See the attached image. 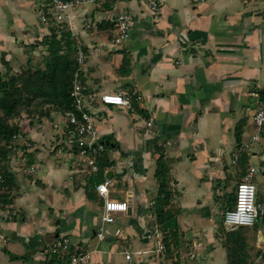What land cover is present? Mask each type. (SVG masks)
Masks as SVG:
<instances>
[{"label":"crops","instance_id":"obj_1","mask_svg":"<svg viewBox=\"0 0 264 264\" xmlns=\"http://www.w3.org/2000/svg\"><path fill=\"white\" fill-rule=\"evenodd\" d=\"M148 1L94 0L69 11L68 30L85 53L80 79L108 164L99 170L97 160L92 173L77 162L62 112L24 115L18 122L32 145L29 157L19 153L10 161L19 190L9 205L14 214L0 221V264H58L49 246L61 235L88 250L87 264H227L218 213L249 165L258 168L252 180L264 202V125L254 121L264 100V0H156L157 13ZM46 3L0 0V72L19 68L28 57L25 45L49 33L36 13ZM108 11L131 16L123 44L113 41ZM42 48L28 52L33 61ZM131 90L139 98L130 107L99 99ZM255 134L259 139L251 140ZM159 152L170 166L169 207L179 227L166 255L159 239L147 235L157 228L151 210ZM104 178L111 180L108 197L126 200L129 211L115 213L98 239L103 199L94 184ZM227 231L237 257L264 264V217Z\"/></svg>","mask_w":264,"mask_h":264},{"label":"trees","instance_id":"obj_2","mask_svg":"<svg viewBox=\"0 0 264 264\" xmlns=\"http://www.w3.org/2000/svg\"><path fill=\"white\" fill-rule=\"evenodd\" d=\"M46 26L49 30L46 36L25 45L28 55L25 63L15 70L9 67L5 72H0V211L9 210V205L19 190L17 175L13 171L10 161L19 153L29 157L28 150L32 145V142H29V146H27L22 142L15 141L17 135L24 137L18 122L19 118L24 115L29 117L48 116L52 110L64 113L74 108L70 91L77 69L78 46L63 23H56L49 19ZM39 47H43L41 50L39 49L42 53L41 62H37L35 59L33 61L28 52L37 50ZM133 99H131V104ZM236 128L238 135L240 124ZM100 155L97 156V160L101 159ZM31 161L32 159H27L26 166ZM107 164L106 159H101L98 163L99 170H102V167ZM169 173L168 161L164 154L159 152L154 171L158 187L152 210L156 217L157 229L160 232L162 252L165 255L169 254L171 247H175L179 239L176 212L169 207L173 197ZM231 200L232 198L226 208L232 206ZM229 232L225 231L227 264H245L243 257L240 258L241 254L237 257L235 249L230 250L229 247L234 248L235 245H228V243L231 244Z\"/></svg>","mask_w":264,"mask_h":264},{"label":"built area","instance_id":"obj_3","mask_svg":"<svg viewBox=\"0 0 264 264\" xmlns=\"http://www.w3.org/2000/svg\"><path fill=\"white\" fill-rule=\"evenodd\" d=\"M34 2L41 0H32ZM94 0H47L44 6H36L37 18L42 23H47L49 19L56 23H63L68 29V15L70 10H74L76 6L85 2H93ZM194 2L201 0H191ZM148 7L153 13H157L159 3L156 0H149ZM110 20L116 24V35L113 41L116 44H123L130 35L131 16L128 12L114 13L108 11L107 14ZM77 69L72 80L70 95L74 101V108L62 113L64 117V126L66 132L70 133L75 139L77 152L75 159L84 166L87 172H96L98 170L97 156L104 152L105 146L103 142L96 140V129L92 114L86 102V97L90 94H85V85L80 79V70L85 62V53L81 47L77 48ZM138 99L139 96L135 90L131 91H110L100 93L99 99L102 103L113 105L131 106L132 98ZM255 124L260 128L264 125V100L257 101L255 113ZM55 128L58 123H54ZM146 126L151 127L152 121L146 122ZM258 135H253L251 140H258ZM15 141H21L29 146V141L22 135H17ZM19 142V143H21ZM247 148V145L244 146ZM238 156L233 155V162H236ZM258 168L254 165H249L246 173L236 185L234 192V203L231 207L226 208L222 212V223L226 229L235 227L252 226L257 219L264 216V202H258L256 199V186L252 180ZM111 184L110 178H104L100 182L94 184V189L97 194L103 199L102 209L100 212V224L96 231V238L102 239L105 236L103 225L114 221V214L117 212H126L129 204L126 200L115 199L108 197V186ZM14 214L10 210L0 211V221ZM147 235L159 239V251H162L160 243V232L157 228L151 230ZM4 235L0 232V239ZM50 253L55 255L58 264H87L89 252L78 244L72 242L67 235H61L53 239L50 246ZM130 252H125V259L130 260ZM250 264H257L255 261Z\"/></svg>","mask_w":264,"mask_h":264},{"label":"rangeland","instance_id":"obj_4","mask_svg":"<svg viewBox=\"0 0 264 264\" xmlns=\"http://www.w3.org/2000/svg\"><path fill=\"white\" fill-rule=\"evenodd\" d=\"M41 52H39L38 54H36L35 56H34V59L37 61V62H41V60H40V57H41ZM34 60V61H35ZM23 117L21 116L20 118H19V120H21ZM18 120V121H19ZM104 153V152H103ZM103 153H101V155L103 154ZM236 185L237 184H235V185H233L232 187H231V189H232V191L233 192H235V188H236ZM234 195L235 194H233V196H232V200H231V204L233 205V203H234ZM223 200L224 199H222V201L221 202H223ZM222 204V203H221ZM223 208L225 209L226 207H224V205H223ZM151 214H153V216H154V218H155V220H156V217H155V214H154V211L153 210H151ZM218 219H221L222 220V214L221 213H218ZM220 223V225L217 227V232H219V233H224L225 231H227V229L223 226V224H222V222L220 221L219 222ZM172 263H175V262H172Z\"/></svg>","mask_w":264,"mask_h":264},{"label":"water","instance_id":"obj_5","mask_svg":"<svg viewBox=\"0 0 264 264\" xmlns=\"http://www.w3.org/2000/svg\"><path fill=\"white\" fill-rule=\"evenodd\" d=\"M127 211H129V207H128Z\"/></svg>","mask_w":264,"mask_h":264}]
</instances>
